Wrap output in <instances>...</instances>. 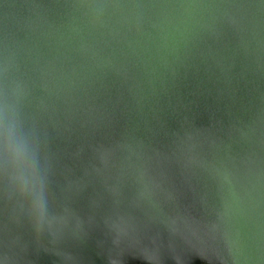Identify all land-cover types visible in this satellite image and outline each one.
Instances as JSON below:
<instances>
[{"label":"water","instance_id":"obj_1","mask_svg":"<svg viewBox=\"0 0 264 264\" xmlns=\"http://www.w3.org/2000/svg\"><path fill=\"white\" fill-rule=\"evenodd\" d=\"M47 217L0 192V264H264V0H0V98Z\"/></svg>","mask_w":264,"mask_h":264},{"label":"clouds","instance_id":"obj_2","mask_svg":"<svg viewBox=\"0 0 264 264\" xmlns=\"http://www.w3.org/2000/svg\"><path fill=\"white\" fill-rule=\"evenodd\" d=\"M0 192L26 209L37 233L51 223L45 168L15 102L7 96L0 98Z\"/></svg>","mask_w":264,"mask_h":264}]
</instances>
